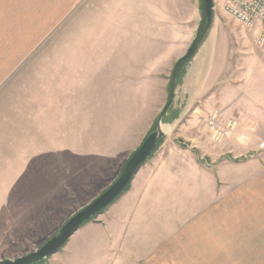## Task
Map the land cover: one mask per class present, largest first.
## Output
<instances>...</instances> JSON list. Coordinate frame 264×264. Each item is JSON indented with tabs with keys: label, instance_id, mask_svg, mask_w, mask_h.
<instances>
[{
	"label": "crops",
	"instance_id": "1",
	"mask_svg": "<svg viewBox=\"0 0 264 264\" xmlns=\"http://www.w3.org/2000/svg\"><path fill=\"white\" fill-rule=\"evenodd\" d=\"M83 1L0 0V87L11 79L7 70L20 67L25 56L41 48L38 42ZM156 3L162 4V0ZM160 14L158 20L164 21L165 13ZM258 31L259 26L240 33L228 29L213 11L210 29L181 72L174 101L163 119L165 137L160 147L135 175L129 189L43 264L182 259V237H192L190 243L186 238V243L193 244V222L183 225L182 214H193L198 182L211 175L199 165L194 151L208 159L223 151L221 156L230 154L238 160L259 146L252 134L253 128H264V56L255 45ZM159 80L166 94L169 79L163 75ZM219 109L222 120L237 118L239 123L233 135L214 147L201 122ZM157 116L144 135L138 134L131 151L120 162L115 161L112 178L141 145ZM22 127L11 126L9 139H0V260H14L23 251H33L107 189L109 185L101 187L96 181L102 179L108 157L117 147L110 144L92 150L72 176V162L61 154L60 177L54 181V157L48 153L53 142L45 139L41 142L45 153L39 152L36 139L19 135L32 129ZM66 142H61L60 149ZM91 145L94 148L95 143ZM43 162L48 173L41 171ZM39 178L43 183L39 184ZM57 206L62 213L59 220L54 218ZM27 246L33 249L25 251Z\"/></svg>",
	"mask_w": 264,
	"mask_h": 264
},
{
	"label": "rangeland",
	"instance_id": "2",
	"mask_svg": "<svg viewBox=\"0 0 264 264\" xmlns=\"http://www.w3.org/2000/svg\"><path fill=\"white\" fill-rule=\"evenodd\" d=\"M163 1L84 0L75 6L38 42L41 48L25 56L20 67L7 70L11 79L0 87V139H9L11 126L27 125L32 131L19 135L36 139L39 152L45 153V139L53 142L48 153L54 157V181L60 177L61 154L72 162V176L92 150L115 144L108 157L112 163L107 161L96 181L110 186L118 176L111 177L115 161L131 151L163 107L167 93L159 79L170 78L197 27L199 0ZM224 1L214 3L218 20L238 33L247 30L224 12ZM159 13H165L164 21L158 20ZM212 111L201 125L217 147L222 142L213 140L208 120L216 115L219 127L234 123V131L239 122L231 117L221 121V109ZM252 132L259 146L238 160L221 156L223 151L211 159L195 154L211 175L198 182L193 214H182L183 225L193 222V244H188L192 237H182V259L139 264H264V128ZM62 141L67 142L60 149ZM43 167L42 173H48V165L43 162ZM59 207L55 220L62 217Z\"/></svg>",
	"mask_w": 264,
	"mask_h": 264
},
{
	"label": "water",
	"instance_id": "3",
	"mask_svg": "<svg viewBox=\"0 0 264 264\" xmlns=\"http://www.w3.org/2000/svg\"><path fill=\"white\" fill-rule=\"evenodd\" d=\"M214 0H201L198 12V23L194 36L186 52L173 64L170 74L167 97L157 119L156 128L150 132L137 150L130 156L116 179L98 197L85 207L74 213L63 225L38 249L24 254L14 260H0V264H41L61 250L69 239L85 224L98 216L119 199L130 186L133 178L152 155L159 143L164 139L163 119L172 105L177 88V76L183 66L188 63L199 46L204 36L211 27L213 18Z\"/></svg>",
	"mask_w": 264,
	"mask_h": 264
},
{
	"label": "built area",
	"instance_id": "4",
	"mask_svg": "<svg viewBox=\"0 0 264 264\" xmlns=\"http://www.w3.org/2000/svg\"><path fill=\"white\" fill-rule=\"evenodd\" d=\"M223 10L247 30H253L256 26H259L255 45L260 50L261 55L264 56V0H225ZM219 123L216 115L210 118L207 123L215 142H221L225 136L233 131L235 125L234 123H228L219 127Z\"/></svg>",
	"mask_w": 264,
	"mask_h": 264
},
{
	"label": "trees",
	"instance_id": "5",
	"mask_svg": "<svg viewBox=\"0 0 264 264\" xmlns=\"http://www.w3.org/2000/svg\"><path fill=\"white\" fill-rule=\"evenodd\" d=\"M200 2H201V0H199ZM205 37V36H204ZM203 40H204V38H203ZM203 42V41H202ZM187 63H185V64H183V66L181 67V69H180V71H179V73H178V76H177V85H178V82H179V79H180V76H181V72H182V70H183V68H184V66L186 65ZM170 79V78H169ZM168 87H169V83H168V85H167V92H168ZM157 119V118H156ZM163 123H164V121H163ZM155 128H156V120H155V122L153 123V125H152V127H151V129H150V131L148 132V134L150 133V132H152L153 130H155ZM147 134V135H148ZM146 138V137H145ZM162 142H163V140L159 143V145L157 146V148L154 150V152L152 153V155L155 153V151L160 147V145L162 144ZM183 147H186V146H183ZM194 153L195 154H197V152L196 151H194ZM151 155V156H152ZM151 156L149 157V158H151ZM148 158V159H149ZM129 189V187L125 190V192L127 191ZM124 192V193H125ZM102 213V212H101ZM94 219V218H93ZM44 263V262H43ZM43 263H41V264H43Z\"/></svg>",
	"mask_w": 264,
	"mask_h": 264
}]
</instances>
